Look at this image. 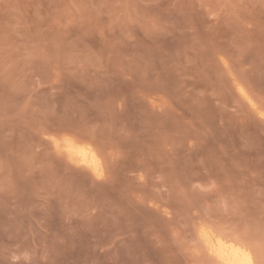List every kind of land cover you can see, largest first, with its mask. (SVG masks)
<instances>
[{
    "label": "rangeland",
    "instance_id": "obj_1",
    "mask_svg": "<svg viewBox=\"0 0 264 264\" xmlns=\"http://www.w3.org/2000/svg\"><path fill=\"white\" fill-rule=\"evenodd\" d=\"M201 227L264 264V0H0V264H218Z\"/></svg>",
    "mask_w": 264,
    "mask_h": 264
},
{
    "label": "bare ground",
    "instance_id": "obj_2",
    "mask_svg": "<svg viewBox=\"0 0 264 264\" xmlns=\"http://www.w3.org/2000/svg\"><path fill=\"white\" fill-rule=\"evenodd\" d=\"M235 85L237 87L239 94L242 95V97L250 100L248 93H246L247 91H245V88L237 82L235 83ZM140 112H141V110H140ZM40 131H41V136H42L41 138H43L44 142L46 143V146H48V145L51 146V148L53 150V154L56 157L54 159H58L59 161H61V163L66 165L67 168L69 167L71 169L70 171H72V169H73V170L80 171V172H86V173L90 174L91 177L93 176L94 178L96 177L97 179L98 178L100 179V177H103V175H104L103 173L105 172L104 171L105 170L104 169L105 168L104 167V160L100 155L101 150L99 151V148H98L99 144L96 143L97 146L94 144L95 141H97V140H95L94 142H91V141H87L86 139L84 140L83 138H80V136L78 137L79 138L78 139L76 135H75L76 136L75 137L69 133H62L61 135H58V134H55L52 132H46L44 130H43L44 132H42V130H40ZM90 131H92V130H90ZM108 131L106 130V132H108ZM65 136L70 137V141H71L70 143H64L63 142ZM84 136H86V135H84ZM57 142H59V144H57ZM103 145H106V144L103 143ZM49 149H48V151H49ZM43 155L45 156V154H43ZM48 156H49V154H48ZM104 156H106V155L104 154ZM50 157H51V155H50ZM49 162H51V161H49ZM67 172H69V171H67ZM50 175H51V173H50ZM82 175H80V176H82ZM199 228H198L199 231L197 230L199 232V234H197V235L200 237L201 241L205 244L206 248L208 249L209 255L213 256L210 258L216 260V263H218V264H248V261L250 260L251 264H259V259L256 256L257 254L254 253L255 250L253 251L251 246L248 247L245 244V242L242 244L240 241H237L233 238H226V237L214 234L213 231H211L209 229V227L208 228L203 227V232H201V229H199ZM257 246H259V245H257ZM261 249L262 248H260V250Z\"/></svg>",
    "mask_w": 264,
    "mask_h": 264
},
{
    "label": "snow or ice",
    "instance_id": "obj_3",
    "mask_svg": "<svg viewBox=\"0 0 264 264\" xmlns=\"http://www.w3.org/2000/svg\"><path fill=\"white\" fill-rule=\"evenodd\" d=\"M63 142H64V143H70V142H71V141H70V137L65 136ZM57 144H59V142H57ZM201 232H203V227H201ZM248 264H251V261H250V260L248 261Z\"/></svg>",
    "mask_w": 264,
    "mask_h": 264
}]
</instances>
